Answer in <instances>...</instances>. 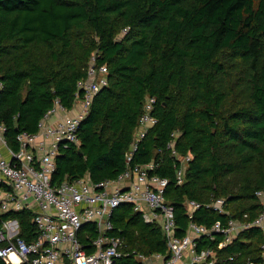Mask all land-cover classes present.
Here are the masks:
<instances>
[{"label": "trees", "instance_id": "obj_1", "mask_svg": "<svg viewBox=\"0 0 264 264\" xmlns=\"http://www.w3.org/2000/svg\"><path fill=\"white\" fill-rule=\"evenodd\" d=\"M92 52L106 64L107 81L77 126V142L59 146L52 182H98L122 172L149 95L155 122L128 165L152 161L148 174L167 179L173 234L183 235L189 222L252 221L263 206L254 192L264 191V0H0V123L10 144L17 132H34L55 99L72 107ZM171 148L190 155L180 183ZM214 197L223 198L222 212L206 206ZM188 200L200 205L189 209ZM8 217L20 238L34 237L29 210L1 213L0 222ZM109 219L108 233L122 239L124 252L112 264L167 255L159 224L130 203L115 206ZM94 234L91 222L81 224L86 251ZM222 237L200 234L195 250L209 249L214 264L263 261L260 227H242L218 246Z\"/></svg>", "mask_w": 264, "mask_h": 264}, {"label": "built area", "instance_id": "obj_2", "mask_svg": "<svg viewBox=\"0 0 264 264\" xmlns=\"http://www.w3.org/2000/svg\"><path fill=\"white\" fill-rule=\"evenodd\" d=\"M124 31V29L122 30ZM106 64L98 62L92 52L88 58L85 76L76 83L75 102L65 109L56 99L37 122L34 132H17L10 144L0 123V214L26 209L36 234L25 241L18 234L14 218L0 222V258L5 264H112L113 259L124 253L123 242L108 233L112 224L109 216L120 203H130L146 222H156L166 237L167 255L152 253L134 256L144 264H214L209 249L195 250V238L200 234H223L218 246L228 242L242 227L255 225L264 231V191L255 195L263 201L257 216L250 222L229 219L224 226L215 221L209 228L189 222L181 236H175L172 207L165 203L163 190L165 177L148 174L152 161L128 165L132 150L147 126L155 122L150 114L153 96L147 95L137 119L135 135L125 153L126 167L115 178L91 182L85 176L52 182L55 156L60 145L77 142V126L87 113L91 98L106 84ZM1 85V83H0ZM174 132L170 133L173 139ZM171 140L168 147L172 146ZM174 168L176 183L182 180V170L189 154L178 156ZM189 209L200 204L186 201ZM222 197L211 198L206 206L222 212ZM91 222L95 234L87 241L86 251L78 238L82 223ZM264 255V241L260 244ZM264 264V263H249Z\"/></svg>", "mask_w": 264, "mask_h": 264}, {"label": "crops", "instance_id": "obj_3", "mask_svg": "<svg viewBox=\"0 0 264 264\" xmlns=\"http://www.w3.org/2000/svg\"><path fill=\"white\" fill-rule=\"evenodd\" d=\"M262 231H263V230H262ZM263 232H264V231H263ZM262 258H263V261H262L261 263H264V255H263V257H262Z\"/></svg>", "mask_w": 264, "mask_h": 264}]
</instances>
